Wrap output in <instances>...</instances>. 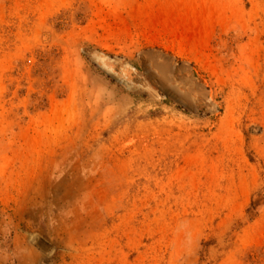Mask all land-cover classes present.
I'll use <instances>...</instances> for the list:
<instances>
[{"label": "rangeland", "instance_id": "obj_1", "mask_svg": "<svg viewBox=\"0 0 264 264\" xmlns=\"http://www.w3.org/2000/svg\"><path fill=\"white\" fill-rule=\"evenodd\" d=\"M0 264H264V0H0Z\"/></svg>", "mask_w": 264, "mask_h": 264}, {"label": "water", "instance_id": "obj_2", "mask_svg": "<svg viewBox=\"0 0 264 264\" xmlns=\"http://www.w3.org/2000/svg\"><path fill=\"white\" fill-rule=\"evenodd\" d=\"M38 245H39L41 248L44 247L43 244H42L41 242H38Z\"/></svg>", "mask_w": 264, "mask_h": 264}, {"label": "bare ground", "instance_id": "obj_3", "mask_svg": "<svg viewBox=\"0 0 264 264\" xmlns=\"http://www.w3.org/2000/svg\"><path fill=\"white\" fill-rule=\"evenodd\" d=\"M46 249V248H45Z\"/></svg>", "mask_w": 264, "mask_h": 264}]
</instances>
